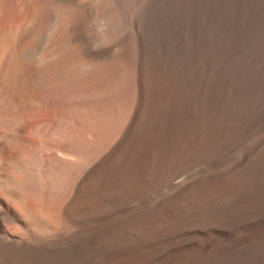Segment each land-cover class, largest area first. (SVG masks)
I'll return each mask as SVG.
<instances>
[{
    "label": "bare ground",
    "instance_id": "obj_1",
    "mask_svg": "<svg viewBox=\"0 0 264 264\" xmlns=\"http://www.w3.org/2000/svg\"><path fill=\"white\" fill-rule=\"evenodd\" d=\"M138 2L0 0V264H264V223L253 222L264 217V179L239 166L184 177L203 163L201 150L225 147L223 126L193 113L188 131L167 143L169 159L146 133L144 150H122L142 125L147 68L160 56L144 58ZM120 30L127 34L117 36Z\"/></svg>",
    "mask_w": 264,
    "mask_h": 264
},
{
    "label": "rangeland",
    "instance_id": "obj_2",
    "mask_svg": "<svg viewBox=\"0 0 264 264\" xmlns=\"http://www.w3.org/2000/svg\"><path fill=\"white\" fill-rule=\"evenodd\" d=\"M143 14L141 20L145 30L143 38L144 58L151 61L152 56H159V60L153 65L152 61L148 66L149 74L144 83V103L148 106L142 107L146 112L142 113V122L138 133L129 139V147L122 150H144L147 140L153 149L157 143L161 150L159 155L166 159L172 156L174 150H170L168 144L177 135L186 133L191 124L192 114L196 113L202 123H208L209 127L222 131L224 129L228 142L225 141L222 150H193L195 155L203 157L204 161L199 166L187 171L184 175L187 179H194L202 175L214 172L228 171L239 166V170L249 176L258 175L264 179V0H139ZM150 1V2H149ZM154 1V2H152ZM157 1V3H156ZM167 1V2H166ZM170 1V2H169ZM190 1V2H189ZM204 1V2H203ZM207 1V2H206ZM223 1V2H222ZM262 3H261V2ZM169 2V3H168ZM185 2V3H184ZM210 2V3H209ZM155 3V4H154ZM171 3V5H170ZM184 3V4H183ZM195 3V4H194ZM200 3V4H199ZM260 3V4H259ZM150 4V5H149ZM191 4V5H189ZM199 4V5H198ZM205 4V5H204ZM207 4V5H206ZM211 4L213 6H211ZM155 5V6H153ZM157 5V6H156ZM217 5V6H216ZM244 5V6H243ZM262 5V7H261ZM147 6V7H146ZM162 6V7H161ZM197 6V8H196ZM206 6V7H205ZM144 7H146L144 9ZM179 7V8H177ZM199 7V8H198ZM208 7V9H206ZM226 7V8H225ZM158 8V10H157ZM192 8V9H191ZM203 8V9H202ZM211 8V9H210ZM242 8V9H241ZM263 8V9H262ZM160 9V10H159ZM163 10V11H162ZM193 10L195 14L193 13ZM197 10V12H196ZM206 10V11H205ZM233 10V11H232ZM247 12H246V11ZM261 10V11H260ZM263 10V11H262ZM158 11V12H157ZM191 11V12H190ZM211 11V12H209ZM147 14H146V13ZM223 12V14H222ZM162 13V14H160ZM187 13V14H186ZM217 13V14H216ZM145 14V15H144ZM156 14V15H155ZM164 14V19H163ZM197 14V15H196ZM205 14V15H204ZM230 14V15H229ZM235 14V15H234ZM241 14V15H240ZM162 15V16H161ZM211 15V16H210ZM215 15V16H213ZM234 15V16H233ZM240 15V17H239ZM252 15V16H251ZM197 16V17H196ZM200 16V17H199ZM202 16V18H201ZM206 16V18H205ZM222 16V17H221ZM238 16V17H237ZM243 16V17H242ZM156 17V18H154ZM173 17V18H172ZM198 18V19H195ZM214 17V18H213ZM228 17V18H227ZM245 17V18H244ZM259 17V18H258ZM179 18V19H178ZM191 18V19H190ZM201 18V19H200ZM205 18V19H204ZM212 18V19H211ZM223 18V19H222ZM225 18V19H224ZM231 18V19H230ZM249 18V19H248ZM147 19V20H146ZM184 19V21H183ZM193 19V20H192ZM257 19V20H255ZM158 20V22L156 21ZM163 20V21H162ZM190 20V21H189ZM196 20V21H195ZM202 20V21H201ZM207 20V21H205ZM223 20V21H222ZM235 20V21H234ZM259 20V21H258ZM163 23H162V22ZM200 21V22H199ZM211 21V22H210ZM244 21V22H243ZM256 21V24H255ZM258 21V22H257ZM156 22V23H155ZM161 22V24H160ZM206 22V23H204ZM237 22V23H236ZM183 25H182V24ZM185 23V24H184ZM189 25H188V24ZM191 23V24H190ZM212 25L208 26V24ZM214 23V24H213ZM235 23V24H234ZM240 23V25H239ZM150 24L152 26H150ZM171 24V25H170ZM206 24V25H205ZM223 24V25H222ZM173 25V27H172ZM179 25V26H178ZM195 25V26H194ZM216 27H215V26ZM230 25V26H229ZM248 25V26H247ZM252 25V26H251ZM184 26V27H183ZM229 26V28L227 27ZM250 26V27H249ZM188 27V28H187ZM214 27V28H213ZM152 28V29H151ZM163 28V29H162ZM171 28V30H170ZM241 28V29H239ZM249 28V29H248ZM257 28V29H256ZM151 29V30H150ZM178 31H177V30ZM188 29V30H187ZM202 29V31H201ZM221 29V30H220ZM245 29V30H244ZM256 29V30H255ZM186 30V31H185ZM197 30V31H195ZM206 30V31H205ZM220 30V31H219ZM224 30V31H223ZM235 30V31H234ZM244 30V31H243ZM155 31V32H154ZM174 31V32H173ZM205 31V32H203ZM228 31V32H227ZM234 31V33H233ZM254 31V32H253ZM152 32V33H151ZM160 32V33H159ZM177 34H176V33ZM185 32V33H184ZM192 32V33H191ZM202 32V33H201ZM214 32V33H212ZM223 32V33H222ZM154 33V34H153ZM175 33V34H174ZM191 33V34H190ZM216 33V34H215ZM219 33V34H218ZM242 33V34H241ZM125 30H120L117 36H125ZM182 34V35H181ZM234 34V35H233ZM212 35V38H211ZM226 35V36H224ZM255 35V36H254ZM147 36V37H145ZM150 36V38H149ZM171 37L169 39V37ZM176 36V37H175ZM196 36V37H195ZM210 36V37H209ZM235 36V37H234ZM237 39V37H239ZM259 36V37H257ZM263 36V37H262ZM232 37V38H230ZM147 38V39H146ZM166 38V40L164 39ZM176 38V39H175ZM181 38V39H180ZM196 40H195V39ZM221 38V39H220ZM229 38V40H228ZM262 38V39H261ZM235 39V40H234ZM237 39V40H236ZM146 40V41H145ZM182 40V41H181ZM203 40V41H202ZM228 40V41H227ZM234 40V41H233ZM239 40V41H238ZM259 40H261L259 42ZM166 41V42H165ZM175 41V42H174ZM180 41V42H179ZM211 41V42H209ZM230 41V42H229ZM241 41V42H240ZM147 42V45H146ZM154 42V43H153ZM198 42V43H197ZM203 42V43H202ZM219 42V43H218ZM236 42V43H235ZM172 43V44H171ZM208 43V44H206ZM222 43V44H221ZM245 46H243L244 44ZM180 44V45H179ZM213 44V45H212ZM234 44V46H233ZM257 44V45H256ZM262 46H261V45ZM151 45V46H149ZM179 45V46H178ZM217 45V46H216ZM223 47H222V46ZM160 46V47H159ZM176 46L177 48H175ZM194 46V47H193ZM198 46V48H197ZM211 46V47H210ZM227 46V47H226ZM237 46V47H236ZM249 46V47H248ZM157 47V48H156ZM174 47V48H173ZM214 47V48H213ZM234 49H233V48ZM242 47V48H241ZM161 48V49H160ZM204 48V49H203ZM212 48V50H211ZM217 48V49H216ZM225 48V49H224ZM250 48V49H249ZM158 49V50H156ZM174 49V50H173ZM203 49V50H202ZM239 53H238V51ZM241 49V50H239ZM247 49V50H246ZM166 50V53L164 51ZM219 52H218V51ZM235 50V52L233 51ZM255 50V51H254ZM163 51V52H162ZM181 51V52H180ZM185 51V52H182ZM188 51V52H187ZM203 51V52H202ZM229 51V52H228ZM245 51V52H244ZM252 51V52H251ZM171 52V53H170ZM190 52H192L190 54ZM226 52V53H224ZM250 54H249V53ZM255 52V53H254ZM261 52V53H260ZM146 53V54H145ZM151 53V54H150ZM163 53V54H162ZM174 53V54H173ZM197 53V54H196ZM222 53V54H221ZM245 54L244 56L242 54ZM247 53V54H246ZM148 54V55H147ZM189 54V55H188ZM213 54V55H212ZM216 54V55H215ZM229 54V56H228ZM254 54H257L256 57ZM261 54V55H260ZM172 55V56H171ZM191 55V56H190ZM219 55V56H218ZM240 55V57H239ZM250 55V57H249ZM163 56V57H162ZM167 56V57H166ZM171 56V57H170ZM173 57V59H172ZM183 59H182V58ZM224 57V58H223ZM229 57V58H228ZM238 57V58H237ZM206 58V59H205ZM211 58V59H210ZM216 58V59H215ZM236 58V59H235ZM240 58V61L238 60ZM246 58V59H245ZM253 60H252V59ZM255 58V59H254ZM262 60H260V59ZM214 59V60H213ZM258 61H257V60ZM169 60V62H168ZM175 60V61H174ZM187 60V61H186ZM198 60V61H197ZM208 60V61H207ZM221 60V62L219 61ZM229 62H228V61ZM234 60V61H232ZM173 61V62H172ZM200 61V62H199ZM212 63H211V62ZM215 61V62H214ZM226 63H225V62ZM244 61V62H243ZM261 61V62H260ZM181 62V63H180ZM191 62V63H190ZM224 62V65H223ZM235 62V63H234ZM239 62V63H238ZM241 62V63H240ZM195 63V64H194ZM222 63V65H221ZM257 63V65H256ZM262 63V65H261ZM152 64V66H151ZM175 64V65H174ZM194 66L192 67L191 66ZM237 64V66H236ZM181 65V66H180ZM190 65V66H189ZM205 65V66H204ZM249 65V66H248ZM255 65V66H254ZM151 66V67H150ZM209 66L210 69H209ZM226 66V67H225ZM240 66V67H239ZM251 66V67H250ZM253 66V69H252ZM260 66V67H259ZM171 67V68H170ZM192 67V68H191ZM196 67V68H195ZM205 67V68H204ZM220 67V68H219ZM234 67V68H233ZM259 67V68H258ZM202 68V69H201ZM231 68V69H230ZM237 68V69H236ZM241 68V69H239ZM248 68L249 71H248ZM256 68H258L256 70ZM261 68V69H260ZM155 69V70H153ZM157 69V70H156ZM166 69V70H165ZM170 69V70H169ZM172 69V70H171ZM205 69V70H203ZM218 69V70H217ZM228 72H226V70ZM235 69V70H234ZM243 69V72H242ZM260 69V70H259ZM197 70V71H196ZM201 70V71H200ZM207 70V71H206ZM216 70V71H215ZM224 70V71H223ZM231 70V72L229 71ZM234 70V71H233ZM238 70L240 71L238 72ZM246 70V71H245ZM253 70V71H252ZM154 71V72H153ZM157 71V72H156ZM172 71V72H171ZM211 71V72H210ZM245 71V72H244ZM252 71V72H251ZM259 71V72H257ZM171 72V73H170ZM175 72V73H174ZM218 72V73H217ZM256 72V74H255ZM261 72L263 74H261ZM153 73V75H152ZM160 73V74H159ZM201 73V74H200ZM204 73V74H203ZM209 73V74H208ZM221 73V74H220ZM233 73V74H232ZM240 75H239V74ZM245 73V74H244ZM252 73V74H250ZM158 74V75H157ZM175 74V75H174ZM181 74V75H180ZM208 74V76H207ZM218 74V75H217ZM230 74V75H229ZM174 75V76H173ZM205 75V76H203ZM220 75V76H219ZM223 75V76H222ZM151 76V77H150ZM155 76V77H154ZM157 76V77H156ZM167 76V77H166ZM181 76V77H178ZM201 76V77H200ZM203 76V78H202ZM218 76V77H217ZM229 76V77H228ZM233 76V78L230 79ZM237 76V77H236ZM249 76V77H248ZM253 76V77H252ZM170 77V78H169ZM228 77V78H226ZM242 79H241V78ZM252 77V78H251ZM145 78V80H146ZM156 78V79H155ZM177 78V79H175ZM186 78V79H185ZM200 78V79H199ZM202 78V79H201ZM222 78V79H220ZM225 78V79H224ZM244 78V79H243ZM255 78V79H254ZM259 78V79H258ZM149 79V80H148ZM159 79V80H158ZM184 79V80H183ZM188 79V80H187ZM196 81H194V80ZM205 82H204V80ZM229 79V80H228ZM248 79V80H247ZM171 80V81H170ZM174 80V81H173ZM179 80V81H178ZM243 80V81H242ZM246 80V81H245ZM256 80V82H255ZM152 81H154L152 83ZM179 83H178V82ZM186 81V82H185ZM190 81V82H189ZM202 81V82H201ZM224 81V82H223ZM250 81V82H249ZM260 81V82H258ZM158 82V84H157ZM181 82V85H180ZM185 82V83H184ZM209 82V83H208ZM233 82V83H231ZM164 83V84H162ZM172 83V84H171ZM176 83V84H175ZM189 83V84H188ZM201 83V85H200ZM219 83V84H218ZM227 83V85H226ZM245 83V84H244ZM263 83V84H262ZM170 84V85H169ZM178 84V85H177ZM192 86H191V85ZM197 84V85H196ZM231 84V85H230ZM240 84V85H238ZM242 84V85H241ZM251 84V88H250ZM254 84V85H253ZM152 85V86H151ZM160 85V86H159ZM169 85V87H167ZM186 85V86H185ZM188 85V86H187ZM190 85V86H189ZM200 85V86H199ZM224 87H223V86ZM226 85V86H225ZM235 85V86H234ZM155 86V87H154ZM162 86V87H161ZM180 86V87H179ZM205 86V87H204ZM219 86V88H218ZM235 88H234V87ZM242 86V87H241ZM246 86V87H245ZM166 87V88H165ZM193 87V88H192ZM198 87V88H197ZM200 87V88H199ZM231 87V88H230ZM244 87V88H243ZM258 87V88H257ZM152 88V89H151ZM168 88V89H167ZM175 88V90H174ZM192 88V92L191 90ZM156 89V90H154ZM165 92H163L162 91ZM180 89V90H179ZM195 89V90H194ZM220 89V90H219ZM245 89V90H244ZM251 89V90H250ZM185 90V92H184ZM197 90V91H196ZM201 90V91H200ZM219 90V91H218ZM240 90V92H239ZM151 91V92H150ZM170 91V92H169ZM177 91V92H176ZM196 91V92H195ZM218 91V92H217ZM225 95H224V92ZM250 93H249V92ZM154 92V94H153ZM159 92V93H158ZM162 92V93H161ZM167 92V93H166ZM180 92V94H179ZM183 92V93H182ZM198 92V93H197ZM204 92V93H203ZM206 92V93H205ZM152 93V94H151ZM171 93V94H170ZM176 93V94H175ZM204 95H203V94ZM218 93V94H217ZM241 93V94H239ZM252 93V95H251ZM151 94V95H150ZM160 94V95H159ZM186 94V95H185ZM194 94V95H192ZM217 96H216V95ZM221 94V95H220ZM238 94V95H237ZM251 96H250V95ZM154 95V96H153ZM156 95V96H155ZM177 95V96H176ZM209 95V96H208ZM224 95V96H222ZM237 95V97H236ZM241 95V96H240ZM181 96V98H180ZM184 96V97H182ZM195 96V97H193ZM203 96V97H202ZM155 97V99H154ZM164 97V98H163ZM168 97V99H167ZM179 97V98H178ZM190 97V98H189ZM198 97V98H197ZM210 99H209V98ZM237 99H236V98ZM257 97V98H256ZM163 98V99H162ZM166 98V99H165ZM185 98V100H184ZM198 100H197V99ZM201 98V100H200ZM207 98V99H206ZM235 98V99H233ZM149 101H148V100ZM173 99V100H172ZM178 101H177V100ZM181 99V100H179ZM193 101H191V100ZM205 99V100H204ZM157 100L159 102H157ZM227 100V101H225ZM237 100V101H236ZM261 100V101H260ZM165 101V102H163ZM197 101V102H196ZM221 101V102H220ZM258 101V102H257ZM260 101V102H259ZM174 102V103H173ZM177 102V103H176ZM184 102V103H183ZM188 102V103H187ZM203 102V103H202ZM210 102V103H209ZM220 104V105H218ZM234 106H232L230 103ZM262 102V103H261ZM143 103V106H144ZM154 103V104H153ZM190 103V104H189ZM198 103V104H197ZM207 103V104H206ZM255 103V104H254ZM153 104V106H152ZM156 104V105H155ZM169 104V105H168ZM171 104V105H170ZM178 104V105H177ZM223 104V105H222ZM228 104V105H227ZM235 104V105H234ZM147 105V104H146ZM163 105V106H162ZM189 105V106H186ZM217 105V106H216ZM227 105V106H226ZM171 106V107H170ZM183 106V107H182ZM212 106V108H210ZM214 106V109H213ZM150 107V108H149ZM156 107V108H155ZM167 107V108H166ZM175 107V108H174ZM181 107V108H180ZM187 107V108H186ZM205 107V108H203ZM217 107V108H216ZM220 107V108H218ZM231 107V109H230ZM238 107V109L236 108ZM242 107V108H241ZM152 108V109H151ZM199 108V109H198ZM142 109V110H143ZM157 109V111L155 110ZM177 109V110H176ZM180 109V112H179ZM223 109V111H222ZM151 110V111H150ZM172 110V111H170ZM173 110L176 112H173ZM183 110V111H182ZM205 112H204V111ZM211 110V111H210ZM227 110V111H226ZM154 111V112H153ZM182 111V112H181ZM208 113H207V112ZM240 111V112H239ZM263 114H260V112ZM156 112V113H155ZM218 112V113H217ZM153 113V115H152ZM165 113V114H164ZM179 113V115H178ZM205 113V114H204ZM207 113V114H206ZM215 113V115H214ZM238 113V114H237ZM241 113V114H240ZM116 117L122 116L121 106L116 109ZM157 114V115H156ZM162 114V115H161ZM172 114L176 115L173 116ZM181 114V115H180ZM202 114V115H201ZM204 114V115H203ZM217 114V115H216ZM245 114V115H244ZM251 114V115H250ZM254 114H256V119ZM259 114V115H258ZM147 115V117H146ZM160 115V116H159ZM187 115V116H185ZM206 115V116H205ZM209 115V116H208ZM239 115V116H238ZM248 115L249 118L247 117ZM262 115V116H260ZM157 116V117H156ZM171 116V117H170ZM212 118H211V117ZM145 117V118H144ZM151 117V118H150ZM160 117V118H159ZM162 117V118H161ZM174 117V118H173ZM179 119V120H177ZM205 117V118H204ZM217 117L219 119H217ZM237 120L240 121L237 122ZM244 119H241L243 118ZM260 117V118H257ZM144 118V119H143ZM164 118V119H163ZM170 118V120H169ZM190 118V119H189ZM216 118V119H215ZM234 118V119H233ZM149 119V120H148ZM168 119V120H167ZM203 121H202V120ZM209 119V120H208ZM233 119V120H232ZM252 119V120H251ZM257 122H255V120ZM260 119V120H259ZM263 119V120H262ZM154 120V121H153ZM163 123H161L162 121ZM205 120V121H204ZM217 120V122L215 121ZM232 123H230V121ZM238 123V126L235 122ZM243 120V122H242ZM248 120V121H247ZM149 121V122H148ZM153 121V123H152ZM161 121V122H160ZM183 121V122H182ZM211 121V122H210ZM229 121V123H228ZM245 121V123H244ZM253 121V122H252ZM152 124H151V123ZM167 122V124H166ZM215 122V123H214ZM242 122V123H241ZM247 122V123H246ZM259 122V123H258ZM263 124H262V123ZM148 123V124H147ZM187 123V124H186ZM214 123V124H213ZM224 123V124H223ZM241 123V124H240ZM258 123V124H257ZM147 124V128H146ZM151 124V125H150ZM158 124V126L156 125ZM170 124V125H169ZM172 124V125H171ZM182 125L180 128V125ZM218 124V125H217ZM219 124H221L219 126ZM223 124V125H222ZM233 124V125H232ZM251 124V126H250ZM257 124V125H255ZM259 124H261L259 126ZM217 125V126H216ZM226 125L230 126V128ZM246 125V126H245ZM150 126V128H149ZM161 126V128H160ZM168 126V127H167ZM215 126V127H214ZM235 130H231L232 128ZM241 126V127H239ZM245 126V127H244ZM250 126V127H249ZM173 127V128H172ZM177 127V129H176ZM217 127V128H216ZM244 127V128H243ZM248 127V128H247ZM143 128V129H142ZM175 128V129H174ZM180 128V129H179ZM212 128V129H213ZM228 128V129H227ZM146 129V130H145ZM151 131H150V130ZM159 129V130H158ZM179 129V130H178ZM211 129V130H212ZM230 129V131H228ZM245 132H244V130ZM251 129V130H250ZM143 130V131H142ZM162 132H161V131ZM173 130V131H171ZM178 130V131H177ZM182 130V131H181ZM241 130V131H240ZM248 130V131H247ZM150 131V132H149ZM184 131V132H183ZM234 131V132H233ZM166 134H164V133ZM172 132V133H171ZM213 132L217 133L213 130ZM230 132V134L228 133ZM239 132V133H238ZM242 132V133H241ZM244 132V133H243ZM143 133H146L143 135ZM158 133V135H157ZM160 133V134H159ZM235 133L236 136H235ZM246 133V134H245ZM141 134V135H140ZM176 134V135H175ZM229 134V135H228ZM243 134V135H242ZM140 135V136H138ZM151 135V136H150ZM173 135V137H172ZM242 135V137L240 136ZM144 136V137H143ZM231 136V137H230ZM236 138H235V137ZM240 136V137H239ZM165 137H167L165 139ZM172 137V138H171ZM238 137V138H237ZM138 138V139H137ZM143 138V139H142ZM161 140L157 142V139ZM161 138V139H160ZM137 139V140H136ZM153 139V140H152ZM171 139V140H170ZM232 139V142L230 141ZM137 141V143L135 142ZM145 141V142H144ZM168 141V142H167ZM144 142V143H143ZM231 142V143H230ZM234 142V143H233ZM263 142V144H262ZM141 143V144H140ZM156 143V144H155ZM168 143V144H167ZM233 143V144H232ZM262 145H261V144ZM154 144V145H153ZM231 145V146H230ZM138 146V147H137ZM165 146V147H164ZM229 146V147H228ZM165 149H164V148ZM259 147H261L259 149ZM129 148V149H128ZM164 149V150H163ZM263 149V150H262ZM257 150H260L259 153ZM163 153H161V152ZM197 151V152H196ZM214 151V152H213ZM205 152V153H203ZM211 152V153H210ZM213 152V153H212ZM263 156V158H260ZM170 153V154H169ZM172 153V154H171ZM215 153V154H214ZM167 154V155H165ZM169 154V155H168ZM210 154V155H209ZM250 154V156H248ZM257 159L254 160V156ZM165 155V156H164ZM213 156V157H212ZM248 156V159H247ZM169 157V158H168ZM209 157V158H207ZM212 157V158H211ZM253 162H248L249 159ZM208 159V160H207ZM260 159V160H259ZM246 160V161H245ZM263 160V161H262ZM256 162V163H255ZM249 163L246 169V164ZM253 163V164H252ZM252 165V166H250ZM258 165V166H257ZM260 165V166H259ZM262 165V166H261ZM245 166V167H244ZM255 166V167H254ZM250 167L252 169L250 170ZM263 167V168H262ZM245 168V169H244ZM249 169V170H248ZM261 172H258V171ZM249 171V172H248ZM263 172V173H262ZM249 173V174H248ZM251 174V175H250ZM260 174V175H259ZM263 175V176H261ZM254 224L264 223V217L256 218ZM252 222V223H253ZM248 229V225L245 227Z\"/></svg>",
    "mask_w": 264,
    "mask_h": 264
}]
</instances>
